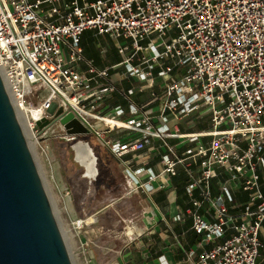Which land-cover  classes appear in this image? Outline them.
I'll list each match as a JSON object with an SVG mask.
<instances>
[{
    "label": "built area",
    "instance_id": "1",
    "mask_svg": "<svg viewBox=\"0 0 264 264\" xmlns=\"http://www.w3.org/2000/svg\"><path fill=\"white\" fill-rule=\"evenodd\" d=\"M88 29L118 42V64L99 68L85 56L81 36ZM1 68L38 145H47L52 126L39 128L37 121L62 109L119 159L126 194L165 189L183 171L187 206L174 218H191L199 235L187 250L189 264H259L264 0H0ZM129 78L140 91L151 89L148 101L136 103L135 87L120 86ZM116 92L127 108L109 104ZM188 116L208 118L211 129L171 130L169 118ZM60 127L58 135H66ZM154 138L163 141L157 171L141 153ZM171 138L194 144L180 152ZM87 224L86 218L73 220L80 230ZM131 227L130 242L149 231Z\"/></svg>",
    "mask_w": 264,
    "mask_h": 264
},
{
    "label": "crops",
    "instance_id": "2",
    "mask_svg": "<svg viewBox=\"0 0 264 264\" xmlns=\"http://www.w3.org/2000/svg\"><path fill=\"white\" fill-rule=\"evenodd\" d=\"M81 41L85 56L93 60L99 68L113 66L122 59L117 50L118 42L106 34H99L95 30L88 29L82 34ZM113 77L117 78L115 73ZM120 86L127 89L135 87L133 99L138 104L151 98V89L147 88L144 91H140L138 89V81L132 78L121 81ZM109 104L111 106L121 104L126 108L128 107L126 98L119 92L114 93ZM154 107L157 109L156 105ZM191 119L197 122L203 120L202 122L207 121L208 123L197 129H189L187 124ZM202 120L199 121L194 116L184 117L181 120L169 118L168 124L171 130L178 128L180 132L184 133L211 129L210 120L208 118ZM119 131L124 133L126 130ZM203 139L207 141L209 137H203ZM169 141L176 148L178 145L180 152L194 144L193 142L177 138H171ZM162 142L161 139L154 138L141 152L148 159V165L152 166L156 171L161 167ZM100 156L111 170L115 171L116 169V171L118 170L122 173V180L114 178L115 187L111 184L100 188V192L92 197L88 195V202L89 204L91 203V206L87 205L86 207L88 202L84 201L82 203V200L78 199L80 203L78 210L82 214L80 217L89 220V224L84 227V233L91 237L87 238L85 234L82 237H85V241L89 244V254L91 256L95 254L94 259L92 258L93 263L165 264L167 262L168 264H189L186 259L187 250L189 247L197 245L199 235L191 228V224H193L191 218L187 217L180 222L174 218L176 214L182 213L187 206V196L185 194L186 178L183 171H180V175L173 176L170 185L165 189L156 190L152 194L135 191L129 195L126 194L129 187L123 175L119 159L108 149H106L105 154L101 153ZM99 194H102V197ZM236 197L240 201L246 198L244 194H238ZM100 203H103L102 208L99 207ZM122 209L126 210L127 217H124L126 225L122 224L121 219L118 217ZM105 211L108 213L106 215H109L114 220L113 222L111 221L112 223L108 227L104 226L102 220L100 221V215ZM132 223L138 226L145 225L149 231L140 238L130 242ZM90 224L94 225V227L87 229L86 227H90ZM104 227L108 231L106 232L108 238L101 237L102 239H98L104 232ZM261 238L264 240V229L261 232ZM217 241H221V239ZM213 245L214 242H211L205 247L210 248ZM200 250L201 247L198 251ZM97 254L99 255L98 258ZM259 259V264H264V257Z\"/></svg>",
    "mask_w": 264,
    "mask_h": 264
},
{
    "label": "water",
    "instance_id": "3",
    "mask_svg": "<svg viewBox=\"0 0 264 264\" xmlns=\"http://www.w3.org/2000/svg\"><path fill=\"white\" fill-rule=\"evenodd\" d=\"M15 105L0 70V264H74ZM54 124L89 134L72 111L37 121Z\"/></svg>",
    "mask_w": 264,
    "mask_h": 264
},
{
    "label": "rangeland",
    "instance_id": "4",
    "mask_svg": "<svg viewBox=\"0 0 264 264\" xmlns=\"http://www.w3.org/2000/svg\"><path fill=\"white\" fill-rule=\"evenodd\" d=\"M41 93L45 95L47 92L42 91ZM201 122H197L191 119L187 125H189V129H197L198 127L200 128L208 123L207 121H204L202 123ZM60 130V125L54 124L49 130L48 136L45 138L47 145H43L42 147L40 144H36L33 151L35 153V158L43 181L47 186L50 199L55 208L59 223L65 234V238L71 251L74 264H94L92 258L94 259L95 254L91 256L89 254L90 249L88 248V250H86L84 248V243H88L87 241H85V237H82L85 234L84 229H77L73 225V220L82 215L78 210V205L80 203L78 202L77 195L73 196L72 192H69L68 190V187H71V184L77 181V174L73 167L71 168L67 164V154L65 153V146L67 142L60 138L61 135H58L60 133ZM82 137L87 139L93 147L99 149L101 153L105 154L106 148L102 147L99 144L98 139H96L93 134L89 133L83 135ZM113 172H115V179L122 180V173L120 171H116L115 169V171L113 170ZM112 186L115 187L116 183H114V185ZM100 197H102V194L100 195ZM102 205L103 203H100L99 207L102 208ZM106 214L108 213L105 211L100 215V221L102 220L104 226L108 227L114 220L112 219V217ZM118 217L119 219H121V223H124V225H126V221H124V217H127L126 210L122 209L121 214H118ZM92 227H94V225L86 228L92 229ZM105 227L104 232L99 236L98 239L108 238L106 234V232L108 231L107 229H105ZM86 234L85 236L87 238L91 237H88ZM98 256L99 255L97 254V258Z\"/></svg>",
    "mask_w": 264,
    "mask_h": 264
},
{
    "label": "flooded vegetation",
    "instance_id": "5",
    "mask_svg": "<svg viewBox=\"0 0 264 264\" xmlns=\"http://www.w3.org/2000/svg\"><path fill=\"white\" fill-rule=\"evenodd\" d=\"M82 136L83 135L73 136L66 134L60 136V138L67 142L65 146L66 158L68 160L67 164L69 167H73L77 174V181L72 183L68 190L73 193V196L77 195L78 199H81L83 203L84 201L88 202V195L92 197L94 194H98L101 190L100 188L111 184L114 185L115 172L103 161L99 149L93 147L90 142ZM78 147L82 149V153L79 152ZM85 154L92 155L93 157L91 167L82 160L81 156ZM87 205L91 206V203L89 204L88 202L86 207Z\"/></svg>",
    "mask_w": 264,
    "mask_h": 264
},
{
    "label": "bare ground",
    "instance_id": "6",
    "mask_svg": "<svg viewBox=\"0 0 264 264\" xmlns=\"http://www.w3.org/2000/svg\"><path fill=\"white\" fill-rule=\"evenodd\" d=\"M1 71H2V75H3L4 81H5V85L7 86V89H8V91L10 92V94L12 96L14 104H16L15 108H16L17 114L19 115L20 121L22 122V125H23V128L25 130L26 136H27V138L29 140V143L31 144V147H33V149H34L36 144L38 145L39 140L36 138V133L31 129V126L28 123L26 111L24 109H21L19 104H17V102H16V99L14 97V94H13V92L11 90V87H10V84H9L8 77L6 75V71L3 68H1ZM31 109H32V112L35 114V116L38 117V115H37V113H38L37 111L38 110L36 108H31ZM120 121L121 120H117V121H113V122L121 124ZM78 148H79V152L82 153V149L80 147H78ZM81 157H82V160L85 163L89 164V166L91 167V165H92L91 162L93 160L92 155L85 154V155H83ZM90 176H92V175H90Z\"/></svg>",
    "mask_w": 264,
    "mask_h": 264
}]
</instances>
